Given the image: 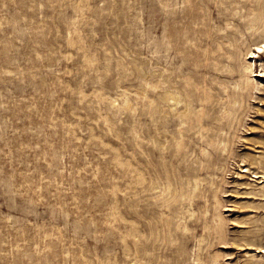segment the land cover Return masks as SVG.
I'll return each mask as SVG.
<instances>
[{
    "label": "rangeland",
    "instance_id": "1",
    "mask_svg": "<svg viewBox=\"0 0 264 264\" xmlns=\"http://www.w3.org/2000/svg\"><path fill=\"white\" fill-rule=\"evenodd\" d=\"M260 7L0 0V264H264Z\"/></svg>",
    "mask_w": 264,
    "mask_h": 264
},
{
    "label": "bare ground",
    "instance_id": "2",
    "mask_svg": "<svg viewBox=\"0 0 264 264\" xmlns=\"http://www.w3.org/2000/svg\"><path fill=\"white\" fill-rule=\"evenodd\" d=\"M262 6V5H261ZM257 8H258V5H257ZM261 8V7H260ZM254 11V10H253ZM255 12V11H254ZM256 15L255 16H253V18H251L250 20H248L246 23V30L250 33L249 35H259V36H261V38H262V41H263V46L262 47H258L257 46V48L256 49H258L259 51H263L264 50V7L263 8H261L257 13H255ZM245 24V23H244ZM246 61V60H245ZM244 61V62H245ZM243 69H244V80H242V81H244L243 83H241L242 85H243V87H244V89L245 90H253V89H257L258 88V81H256V80H252L251 79V77L249 76V74L250 73H252L253 71H252V64H251V62H245L244 64H243ZM239 70V69H238ZM238 70H236V71H238ZM239 72V71H238ZM240 74H239V76H241V72H239ZM239 83V82H238ZM233 84H235V87H236V83H233ZM240 84V85H241ZM239 86H237V88H238ZM188 94L186 93V96H187ZM172 98V97H171ZM190 98V97H189ZM173 100V104L172 105H169V107H170V109L172 110V115L173 116H175V118L176 117H178V118H185L186 120L187 119H189L191 116H192V114H193V108H192V106H191V102H190V100L187 98V97H181V96H178V97H176V98H172ZM181 105V106H180ZM234 105V104H233ZM178 106H180V107H178ZM202 110V109H201ZM153 111V110H152ZM155 111H157V110H155ZM158 112V111H157ZM156 113V112H155ZM204 112H202V114H203ZM152 115H154V113L152 114ZM157 115V114H156ZM194 115H195V117H196V119H197V121H198V123H199V129H201V126H203V123H202V118H201V115H200V113L198 112V113H194ZM203 116V115H202ZM195 117H194V119H195ZM178 120V119H177ZM181 121V120H180ZM190 121V120H189ZM190 124H191V121H190ZM190 127V126H189ZM199 132V131H198ZM222 133H224V132H222ZM223 135V134H222ZM218 136V135H217ZM223 137V136H222ZM224 138V137H223ZM174 139V138H173ZM172 139V140H173ZM175 141V139L173 140V142ZM207 141V140H206ZM213 142V141H212ZM217 144H215V145H217V147H220L222 150H226L227 151V144L224 142V140H222L221 139V137H219V139H217ZM228 142V141H227ZM232 142V141H231ZM233 144V143H232ZM252 144V143H251ZM231 149V148H230ZM232 150V149H231ZM253 150V149H252ZM201 151H203V150H201ZM207 152V151H206ZM223 152V151H222ZM230 152V151H229ZM215 153H219V152H215ZM261 153H264V152H261ZM223 154H225V153H223ZM260 154V153H259ZM217 155V154H216ZM226 155V154H225ZM262 155V154H261ZM246 156V155H245ZM248 156H249V154H248ZM245 157V158H249V157ZM203 156H201V158H202ZM241 157V156H240ZM211 158V157H210ZM253 158V160L255 161V163H258V164H264V159L262 158V157H260V156H258V157H252ZM211 159H213V157L211 158ZM210 159V160H211ZM206 160H208V159H206ZM244 160V159H243ZM242 160V161H243ZM246 160H248V159H246ZM202 162V161H201ZM211 162V161H210ZM245 162V161H244ZM252 163V162H251ZM202 164L204 165V163L202 162ZM206 166H208L209 164H205ZM224 164H222V167H223V169L222 170H225V168H224V166H223ZM248 165V164H247ZM250 165V164H249ZM212 166V165H211ZM226 166V165H225ZM255 165H253V167H254ZM257 166V165H256ZM221 167V166H220ZM219 167V168H220ZM247 167V166H246ZM249 167V166H248ZM204 168H205V166H204ZM251 168V167H250ZM262 168H264L263 166H262ZM199 169V168H198ZM201 169H202V167H201ZM206 169H207V167H206ZM217 169V168H216ZM258 169H259V165H258ZM196 170H197V168H196ZM200 170V169H199ZM198 170V171H199ZM204 171H205V169H203ZM202 170V171H203ZM207 170H209V168L207 169ZM217 170H219V169H217ZM222 170H220V171H222ZM247 171V173H248V168L246 169H244V171H242V172H246ZM251 171V170H250ZM256 170H254L253 169V171H251L250 173H252V172H255ZM167 172V171H166ZM215 172V171H214ZM224 172V171H223ZM257 172H258V175L260 174V173H262L261 171H260V173H259V171L257 170ZM199 173V172H198ZM247 173H245V174H247ZM168 174V173H167ZM195 174V173H194ZM193 174V175H194ZM205 174V173H204ZM207 174V173H206ZM210 174V173H209ZM256 174V173H255ZM262 175V174H261ZM194 176H198L197 175V173L194 175ZM204 176H206V175H204ZM240 176V175H239ZM241 176H243V175H241ZM240 176V177H241ZM191 177H193V176H191ZM260 177V176H259ZM262 177H264V176H262ZM261 177V178H262ZM194 178V177H193ZM201 178H203V177H201ZM209 178V177H208ZM243 178V177H242ZM255 178V177H254ZM195 179V178H194ZM197 179H198V177H197ZM206 179H207V177H206ZM202 180H204V179H202ZM209 180V179H208ZM211 180V179H210ZM209 180V181H210ZM262 180V179H261ZM261 180H259V181H261ZM171 181V180H170ZM169 181V182H170ZM213 181V180H212ZM258 181V180H257ZM197 182H203V181H201V180H199V181H197ZM196 181H195V183L192 185V189L190 190V192H192V193H194L195 191H197V189L201 186H199V184L197 183ZM263 182V181H262ZM209 184V182L206 184L205 183V185H208ZM213 184V183H212ZM243 183H241V185H242ZM169 186L171 185V184H168ZM210 185H211V183H210ZM248 185V184H247ZM247 185H246V187H247ZM166 186V185H165ZM168 187V186H167ZM173 187V186H172ZM206 187V186H205ZM200 189V188H199ZM253 189V188H252ZM260 189V188H259ZM183 191V190H182ZM185 191V190H184ZM261 191V190H260ZM259 191V192H260ZM176 192V191H175ZM189 192V191H188ZM249 192V191H248ZM250 192H252V190L250 191ZM253 192H255V191H253ZM252 192V194L251 195H253V194H255V193H253ZM259 192H258V194H259ZM263 192V191H262ZM233 193H234V191H233ZM175 194V193H174ZM176 194H177V192H176ZM196 194V193H195ZM199 194H201V193H199ZM237 194H238V192H237ZM261 194V193H260ZM190 195V194H189ZM245 195H246V193H245ZM249 195V194H248ZM172 196V195H171ZM203 196V195H202ZM254 196V195H253ZM258 196V195H257ZM175 197V196H174ZM215 197V196H214ZM248 197V196H247ZM214 201H215V199H214ZM219 201V200H218ZM209 202V201H208ZM217 203H219V202H217ZM248 205H249V203H247ZM215 205H217V204H215ZM253 205V204H252ZM210 206V205H209ZM245 207V206H244ZM247 207V206H246ZM245 207V208H246ZM250 207H252L251 206V204H250ZM255 207V206H254ZM254 207H252V208H254ZM210 208H211V206H210ZM249 208V207H248ZM257 208V207H256ZM206 211V210H205ZM205 211H203V213L204 214H206L205 213ZM209 214V213H208ZM216 214H218V213H216ZM192 215H194V214H192ZM205 217H207V216H205ZM223 217V216H222ZM221 216H217L216 217V219H215V221L217 222L216 224L218 225L217 227H222V225H223V218H222ZM213 218V217H212ZM206 219V218H205ZM226 221V220H225ZM236 221H238V220H236ZM209 222H210V220H209ZM240 223H241V221H239ZM243 222V221H242ZM208 224V223H207ZM242 224V223H241ZM208 226H210V225H208ZM213 226V225H212ZM211 227V226H210ZM210 227H209V229H210ZM185 228V227H184ZM213 228V227H212ZM219 229V228H218ZM222 230L223 229H221V231L219 230V233L221 232L222 233ZM245 232V231H244ZM246 232H249L248 230L246 231ZM245 232V233H246ZM224 233V232H223ZM242 233V232H241ZM244 234V233H243ZM248 234V233H247ZM245 235V234H244ZM220 236H223V235H220ZM243 236V235H242ZM250 236H255V235H250ZM251 238V237H250ZM249 238V239H250ZM254 239H256V236L255 237H253ZM245 239V238H244ZM254 239H251V240H254ZM220 240V239H219ZM247 240V239H246ZM246 240H244V241H246ZM251 240H250V242H251ZM249 241V240H248ZM255 241V240H254ZM255 242H257V241H255ZM247 243H249V242H247ZM251 243H253V242H251ZM250 243V244H251ZM249 244V245H250ZM257 244V243H256ZM258 245V244H257ZM259 245H261V244H259ZM238 246H239V244H238ZM252 246H254V244H252ZM251 246V247H252ZM247 247V246H246ZM255 247V246H254ZM260 249V248H259ZM257 250V249H256ZM258 251H260V250H258ZM253 256V255H252ZM251 256V257H252ZM250 258L248 257V260H249ZM254 259V258H253ZM250 262V261H249ZM252 262V261H251ZM257 263V262H256ZM255 263V264H256ZM257 264H259V263H257ZM261 264V263H260ZM263 264V263H262Z\"/></svg>",
    "mask_w": 264,
    "mask_h": 264
}]
</instances>
